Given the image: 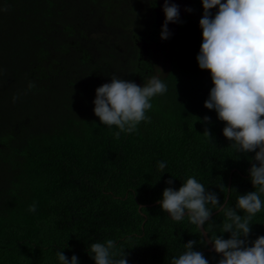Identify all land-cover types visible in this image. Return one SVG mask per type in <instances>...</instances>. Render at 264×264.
<instances>
[{
	"label": "trees",
	"instance_id": "16d2710c",
	"mask_svg": "<svg viewBox=\"0 0 264 264\" xmlns=\"http://www.w3.org/2000/svg\"><path fill=\"white\" fill-rule=\"evenodd\" d=\"M111 8L112 0H0V264H58V251L95 264L88 247L106 239L125 249L129 264H170L189 240L217 264L220 255L204 250L187 217L173 221L154 202L189 176L231 208L254 190V153L235 152L224 123L204 107L213 85L196 60L202 37L184 48L180 26L176 44L157 59L121 29L109 42L90 39ZM103 65L110 73L97 77ZM157 67L168 91L152 99L148 121L116 139L118 129L94 113L95 89L112 75L143 86ZM211 218L209 235H220L223 213ZM250 225V240L264 235V209Z\"/></svg>",
	"mask_w": 264,
	"mask_h": 264
},
{
	"label": "clouds",
	"instance_id": "9594fccd",
	"mask_svg": "<svg viewBox=\"0 0 264 264\" xmlns=\"http://www.w3.org/2000/svg\"><path fill=\"white\" fill-rule=\"evenodd\" d=\"M203 13L199 20L202 43L196 56L198 66L211 74L210 88L204 107L214 110L217 119L224 123V137L237 153H254L248 169L252 191L238 196L235 208L228 207L216 192L206 190L204 185L189 176L177 189L166 187L158 201L160 208L173 221H188L195 225L200 236L199 243H211L212 250L220 255L217 264H264V235L250 240L253 217L264 209V0H201ZM216 8L213 14L212 9ZM7 11V8L3 9ZM192 12L193 9L187 8ZM164 22L160 38L168 39L169 23H181L179 5L164 0ZM163 70L138 85L133 81L111 76V81L95 89L94 113L101 124L121 133H133L137 126L150 118L146 113L152 108V99L168 91ZM35 82L27 85L35 88ZM18 95L12 97L13 103ZM209 116L203 121L209 122ZM205 135L211 136L207 128ZM162 173L166 163L159 161ZM173 184V179L166 181ZM211 205V207H209ZM224 215L221 234L210 236L213 210ZM28 211L35 212L36 204ZM242 213V214H238ZM207 224V228L205 225ZM223 233H229L224 238ZM196 240L184 243V251L171 258L170 264H209L201 251L194 250ZM113 239L92 243L88 253L95 264H129L125 249L115 251ZM58 264H79L73 254L67 257L62 251L56 253Z\"/></svg>",
	"mask_w": 264,
	"mask_h": 264
},
{
	"label": "rangeland",
	"instance_id": "374dc122",
	"mask_svg": "<svg viewBox=\"0 0 264 264\" xmlns=\"http://www.w3.org/2000/svg\"><path fill=\"white\" fill-rule=\"evenodd\" d=\"M179 5L181 23H169L168 28L171 36L168 39H161V26L165 15L163 12L164 0H112L111 10L103 18L104 28L90 39L109 42L114 40V30H124L135 34L137 44L141 47L142 55L145 58L157 59L160 49H168L174 46L179 39L180 26L184 27L185 35L182 37V45L188 48L195 38L202 37V29L199 27V20L202 17L203 7L201 0H170ZM187 8L193 9L192 12L186 11ZM216 8L211 11L213 14ZM154 20V25L150 26V21ZM90 53L91 50L88 49ZM88 51H86L88 53ZM93 54V53H92ZM162 59V56L160 60ZM110 73L108 65L100 66L96 69L97 77L106 76Z\"/></svg>",
	"mask_w": 264,
	"mask_h": 264
},
{
	"label": "water",
	"instance_id": "95a60500",
	"mask_svg": "<svg viewBox=\"0 0 264 264\" xmlns=\"http://www.w3.org/2000/svg\"><path fill=\"white\" fill-rule=\"evenodd\" d=\"M159 201V200H158ZM158 201H156V202H154V203H158ZM153 203V204H154ZM226 203V202H225ZM224 203V204H225ZM146 205H152V204H146ZM218 212V210H215L214 212H212V215H214L215 213H217ZM207 245H208V247L207 248H205L204 250L205 251H214V250H212V245H211V243H207Z\"/></svg>",
	"mask_w": 264,
	"mask_h": 264
}]
</instances>
